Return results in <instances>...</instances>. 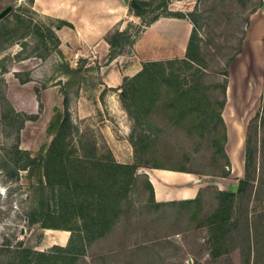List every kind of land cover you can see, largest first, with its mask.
I'll use <instances>...</instances> for the list:
<instances>
[{
	"label": "rangeland",
	"instance_id": "rangeland-1",
	"mask_svg": "<svg viewBox=\"0 0 264 264\" xmlns=\"http://www.w3.org/2000/svg\"><path fill=\"white\" fill-rule=\"evenodd\" d=\"M141 1L146 12L161 5L146 22L171 7L196 15L206 72L176 64L178 79L162 78L145 114L135 102L143 94L135 97L131 82L149 59L166 60L173 51L162 45L148 50L159 35L155 29L139 53L126 49L120 65L108 61L109 34L129 28L134 36L146 28L124 0H72L73 23L52 15L53 4L69 6L71 0H43V6L37 0H0V14L10 8L0 17V264H52L48 255L57 264H264V232L256 245L257 234L248 239L246 230L247 211L255 224L252 214L264 207V0ZM163 1L169 3L165 9ZM24 26L32 34L15 37ZM57 31L64 39L59 50L52 49ZM117 67L121 75L116 72L115 79ZM30 73L32 81L25 83ZM124 73L132 75L121 80ZM245 77L247 90L255 77L257 94L255 104H242L239 113V174L227 153V123L218 114L227 98L224 87L243 84ZM57 79L58 97L52 91ZM180 81L194 89L197 108L175 119L167 99ZM59 129L64 152L49 158ZM248 139L263 173L256 171L254 187L235 197L238 217L231 220L225 247H217V229L207 223L224 200L218 192L232 193L245 178ZM223 143L226 156L219 151ZM175 167L205 183L200 206L159 208L152 202L150 174ZM48 176L56 187L48 185ZM52 227L70 231L66 246L54 243L55 233L47 230Z\"/></svg>",
	"mask_w": 264,
	"mask_h": 264
},
{
	"label": "trees",
	"instance_id": "trees-1",
	"mask_svg": "<svg viewBox=\"0 0 264 264\" xmlns=\"http://www.w3.org/2000/svg\"><path fill=\"white\" fill-rule=\"evenodd\" d=\"M163 6L162 8L165 9L166 6H169L168 2L163 1L162 2ZM130 6V11L137 17L141 18L143 22H145L144 26H149L151 23H153L155 20H157L159 17H179V18H188L191 23L193 24V30L189 39V43L187 46V51L186 55L184 58H174V59H168V60H161V61H147L143 64L142 70L134 77L133 81L131 82L132 85V90L133 94L136 97L138 94L142 93L143 94V99L142 100H137L135 98V102L139 105H142L143 110H140V113L145 114V108L148 107L149 105L152 104L154 101L155 94L158 91L159 86L161 85L162 80H171V79H178V74H176V64L178 63H184L186 65L192 66V65H197L198 69L197 72H200L202 76H206V72L203 71V63L202 59H204V54H203V47L200 44L202 39L198 36V20L196 19V15L193 13H188L184 14L182 12H174V11H169L168 12L160 14V15H155L153 16L149 21H145L147 14L148 16L150 14H153L154 11L160 10L161 5L156 6L152 11L146 12L144 8H142V1L141 0H132L129 2ZM165 7V8H164ZM63 21V20H62ZM32 29L30 26H24L19 28L15 32V37H19L21 39H26L32 34ZM145 30V28H143ZM143 29H139L138 35H134L129 31V28H126L125 30H116L113 33L109 34L108 37L106 38L107 42L110 45V53H109V59L108 61L111 63L113 62L114 59H116L119 55L123 54V52L126 49H129L130 52L133 50V45L138 38V36L143 33ZM55 39L57 40V45L53 46L52 49H58L60 48L61 41L57 35L54 36ZM49 48V46H47ZM50 49V48H49ZM24 51V50H23ZM38 57V56H35ZM42 58V57H41ZM231 63V60H230ZM202 69V70H201ZM163 78V79H162ZM227 78V77H226ZM227 85L224 87V97L227 96ZM128 88L125 87L123 88V96L127 95ZM191 90H194L193 88H186L182 85V82H178L176 85V88L173 92V97H169L167 99V103L169 104L170 110L172 112V117L175 119H182L189 111L195 110L197 108V104L194 102L195 100V95H191ZM227 102V98L225 101V105ZM143 103V104H142ZM224 103L221 108L224 109L225 107ZM223 110L219 111L220 114H218L219 120L223 123L225 127V121L222 116ZM191 118L189 119L191 124L196 126L198 118H196L195 114L190 115ZM171 117V118H172ZM258 118L255 117V119ZM68 122V120H64V122ZM253 121V120H252ZM264 125V121L260 123L261 127ZM250 126L249 125V131H250ZM63 130V128H61ZM59 129L56 132V136L53 139L50 149L48 151V157L49 158H54L57 155H62L64 150L61 151L59 150V147L62 143L63 139V131H60ZM257 129V128H256ZM249 138V137H248ZM224 143L220 147L219 151L224 154V156L227 155L225 149L223 148ZM63 148V147H62ZM61 148V149H62ZM250 141L249 139L247 140V146H246V162H245V178L240 181V184L238 185V190L236 193H223V192H218L219 196H222L224 200L220 204V207L216 210L214 216L211 218V220L207 223L208 226L211 227H216L217 229V237L215 240V245L221 247H225V241L227 240L228 234L231 230V220H235L237 216V206L235 205V197L238 196L239 200L241 197L244 195V193L248 190L250 187H254L252 183V178L255 176V172H261L262 171V165L257 166V160H255L253 152H251L250 149ZM34 160L33 158H29ZM48 160V158H45ZM44 159V160H45ZM259 164V163H258ZM133 169V166L130 167ZM136 168L134 167V170ZM165 169V168H163ZM168 170H173V171H183L186 172L185 170L181 168H166ZM224 175H228L227 172H224ZM48 185L56 187L57 183L52 180V177L48 176L47 177ZM259 181H260V176H259ZM149 188L151 189L152 193L154 194V189L153 186L150 183H148ZM68 188L69 186L66 185ZM260 190V187L256 188V193H258ZM154 197V196H153ZM107 202V200H106ZM155 203L156 207H163L168 204H195L200 206L201 204V193L199 192L198 196L193 199V200H184V201H171V202H166V203H158L154 200L152 201ZM110 204V201H108ZM112 206V205H111ZM250 211H247V234H248V239H252V231L257 234V239L256 242L258 245L259 241V235L264 232V227H262L261 222H264V207L262 208L261 211L259 212H254L252 214V219L255 221V224H252L251 222L249 223V217L248 214ZM38 223V221H35ZM40 222V221H39ZM252 224V225H251ZM53 229H59L58 227H52ZM51 229V228H49ZM251 247V246H250ZM256 247V246H255ZM226 251V250H225ZM40 256H46L45 254H39ZM216 256L222 255V254H215ZM54 256L48 255V260H53L52 264H57L58 261L57 259H53ZM66 258V257H65ZM68 259V258H66ZM251 259V254L248 256V262Z\"/></svg>",
	"mask_w": 264,
	"mask_h": 264
},
{
	"label": "crops",
	"instance_id": "crops-1",
	"mask_svg": "<svg viewBox=\"0 0 264 264\" xmlns=\"http://www.w3.org/2000/svg\"><path fill=\"white\" fill-rule=\"evenodd\" d=\"M37 3L43 6V0H37ZM53 5H52V9H54L56 12L55 14L52 13V15L60 19H66L67 21H70V22L72 21L71 17L72 15H74L73 12L75 9V6L72 0H71V5L69 6L64 5V7H62V6H59L58 4L54 6ZM169 10L174 11V12H182L184 14L190 13V12L186 13L184 11L173 10L172 7L169 8ZM109 11L111 13L116 12V10L114 9H109ZM118 20L116 21L112 20V23H113L112 25L116 24ZM71 23H73V21ZM107 23H111V22L108 21ZM173 27L176 28V31L174 33H167L165 31L167 28H173ZM146 28H145L146 30L143 31L141 37H138L136 39L133 45L132 53L134 54L139 53L141 47L143 46L142 44H144L142 43L143 38H145V36L149 32L155 29H158L154 33L159 34V35L153 41H151L150 44L147 45L148 50L154 51L156 47L159 48V46L162 45L168 48L171 47L170 49L171 51H173L170 53L171 56H168L167 58H164V59L168 60V59L185 57L189 39H190L192 30H193V24L188 18L164 17L163 16V17H159L149 26H146ZM57 36L59 37L61 41V45H62V42H64V39L60 35V31H57ZM105 44L107 47V52L110 53V45L106 39H105ZM61 45H60V48H61ZM125 56L126 55L124 53L119 55L116 59L113 60L111 64L112 65L115 64V66H117L118 64L120 65V63L124 59H126ZM34 58H40V57H34ZM40 59L43 60L42 58ZM149 61H152V60L149 59ZM123 67L124 66H122L121 68ZM118 70H119V67L115 69V74H114L115 79L117 77V73L121 75L120 72H117ZM127 75H132V74L124 73L121 76L122 77L121 80L123 79V77ZM32 78H33L32 73H30L29 79L26 80L25 83L32 81ZM56 82H57V85L55 86V90H52V91H55V95L58 94L59 92V90H57L58 79L56 80ZM228 89H227V93H228L227 102L222 112L223 119L225 120L228 126L227 153L229 154L230 158L235 163V165H237L238 173L241 174L242 166L240 164L238 165L237 162L240 160L241 150H242V146L244 142L243 129L239 125L241 118L238 117L234 121L232 117H229L230 121L226 119L225 110L229 102ZM56 97L58 96L56 95ZM238 99L243 100L241 97H238ZM59 100L62 101V96L60 94H59ZM150 180L154 187L155 200L158 203L193 200L198 196L200 189L205 184L199 178H197L196 175L186 173V172H181V171L168 170V169H158L157 171H154L153 173L150 174ZM69 236H70V232L67 236L66 241H68ZM66 241L64 243H61L58 240H55L54 243L55 244L57 243L58 245H61V246H66V243H67Z\"/></svg>",
	"mask_w": 264,
	"mask_h": 264
},
{
	"label": "bare ground",
	"instance_id": "bare-ground-1",
	"mask_svg": "<svg viewBox=\"0 0 264 264\" xmlns=\"http://www.w3.org/2000/svg\"><path fill=\"white\" fill-rule=\"evenodd\" d=\"M245 77L243 78V84H239L235 81V83H231L229 85V102L228 105L226 106L225 110V116L228 121H230L229 117L233 118V121L239 117V113L243 112V106L242 104L244 103H252L255 104V99H256V94H257V86L255 83V77H253V82L251 83V89L248 87V80H246ZM234 80V79H233ZM238 97H241L243 100L244 98L245 101L239 100ZM254 108V107H253ZM248 109V108H247ZM240 125V122H239ZM241 126V125H240ZM49 232H54L55 237H54V242L55 240H58L61 243H64L67 239V236L70 231L63 230V229H47ZM67 242V241H66Z\"/></svg>",
	"mask_w": 264,
	"mask_h": 264
},
{
	"label": "water",
	"instance_id": "water-1",
	"mask_svg": "<svg viewBox=\"0 0 264 264\" xmlns=\"http://www.w3.org/2000/svg\"><path fill=\"white\" fill-rule=\"evenodd\" d=\"M125 4L128 5L129 4V0H124ZM10 10V8L5 9L1 14L0 17H2L3 15H5L8 11ZM238 190V185L234 184L232 186V192L236 193Z\"/></svg>",
	"mask_w": 264,
	"mask_h": 264
}]
</instances>
